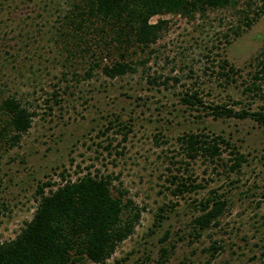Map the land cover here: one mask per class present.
<instances>
[{
    "label": "rangeland",
    "instance_id": "obj_1",
    "mask_svg": "<svg viewBox=\"0 0 264 264\" xmlns=\"http://www.w3.org/2000/svg\"><path fill=\"white\" fill-rule=\"evenodd\" d=\"M70 4L0 0V99L19 98L31 113L15 145L0 136V242L31 218L39 186L50 183L47 193L89 173L108 175L111 194L129 201L122 217H138L109 258L81 264H264V123L211 112L264 114V83L255 96L244 89L264 48V12L238 35L225 9L155 15L167 22L147 48H130L135 71L109 78L100 67L115 52L92 59L91 40L83 51L57 36ZM185 93L200 102L185 103ZM186 133L216 138L217 156L190 158ZM210 197L224 206L198 228Z\"/></svg>",
    "mask_w": 264,
    "mask_h": 264
},
{
    "label": "trees",
    "instance_id": "obj_2",
    "mask_svg": "<svg viewBox=\"0 0 264 264\" xmlns=\"http://www.w3.org/2000/svg\"><path fill=\"white\" fill-rule=\"evenodd\" d=\"M218 9L232 13L237 22L233 34L238 35L263 14L264 0H71L59 22L63 32L57 36L82 43L84 49L73 45L77 50L88 51L90 43L93 44L92 59L97 52L100 57H110L115 52L118 59L100 67L104 76L112 78L135 71L130 48L143 50L161 35L167 21L156 19L151 22V17L173 14L193 19L195 14L201 16L206 10ZM221 62L224 70L228 64L225 59ZM254 65L250 83L244 89L255 96L264 83V48L255 57ZM92 66L97 64L92 61L90 68ZM228 72H234L230 65L222 74L228 77ZM184 96L182 101L187 104L200 102L195 93ZM211 112L214 116H251L264 123V114L260 112L234 111L223 105H214ZM0 113L4 118L0 136L9 145H15L29 128L31 113L14 96L0 99ZM179 140L185 143L190 158L202 154L211 159L219 151L217 139H208L202 134L186 133ZM242 160L241 154H235L230 168L238 169ZM46 186L51 184L45 183L36 191L38 198L31 218L14 238L0 242V264H81L83 260L102 263L132 232L138 215L127 213V217H122L129 201L122 202L121 191H117L116 196L111 194L108 175L86 173L53 190L48 189L47 193L43 191ZM206 200L212 205L207 209V201L201 206L202 212L194 218L198 228H206L224 206L222 200L212 197Z\"/></svg>",
    "mask_w": 264,
    "mask_h": 264
}]
</instances>
